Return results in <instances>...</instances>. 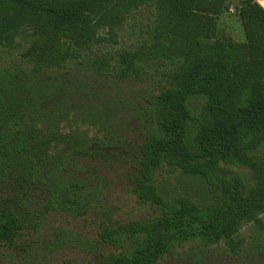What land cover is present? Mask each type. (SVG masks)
<instances>
[{
	"label": "trees",
	"instance_id": "obj_1",
	"mask_svg": "<svg viewBox=\"0 0 264 264\" xmlns=\"http://www.w3.org/2000/svg\"><path fill=\"white\" fill-rule=\"evenodd\" d=\"M225 1L0 0V185L10 186L0 202V249L24 259L35 248L75 247L105 264H157L185 245L195 261L219 243L238 255L243 226L264 231V7L243 0L244 41H233L216 24ZM125 26L138 39L119 47ZM70 60L154 87L139 113L131 188L154 211L129 220L99 213L94 240L59 228L42 242L51 214L87 212L85 185L69 178L77 157L115 146L103 110L74 100L80 81L50 79ZM162 172L197 192L168 191ZM31 187L41 193L38 208Z\"/></svg>",
	"mask_w": 264,
	"mask_h": 264
},
{
	"label": "rangeland",
	"instance_id": "obj_2",
	"mask_svg": "<svg viewBox=\"0 0 264 264\" xmlns=\"http://www.w3.org/2000/svg\"><path fill=\"white\" fill-rule=\"evenodd\" d=\"M243 0H226V11L217 17L216 24L221 34L233 41H244V32L239 20V8ZM261 4V2H259ZM142 13L132 20L134 23L142 19ZM138 39V34L122 28L118 34V46H130ZM109 47L104 44V47ZM102 47V45H101ZM53 77V78H52ZM66 86H73L76 81L85 87L82 92L75 94L74 100L83 106L101 108L102 123L115 138V146L104 149V155H82L77 157L75 165L70 168L69 178L81 180L87 191V212L80 217L72 218L64 213L51 214L41 223L39 236L42 242L45 236L51 237L59 228L76 239L94 240L100 223L99 213L111 218L123 220L142 219L149 217L154 208L139 202L132 193V179L134 168L138 160L139 146L142 141V122L139 113L144 106L146 96L153 91L150 81H115L112 77L101 75L86 68L80 61L70 60L64 64L56 76ZM84 128V127H83ZM97 128H94V130ZM90 132V131H89ZM103 132L98 131L101 136ZM237 171L236 168H232ZM167 190L172 193L182 192L181 188L191 185L184 190L186 194H195V184H188L179 179L177 174L162 172ZM8 184L0 185V202H4L9 192ZM29 203L32 208H38L41 193L36 187L29 190ZM240 235L244 237V244L240 254L229 255L223 243L211 245L201 261L191 257L192 245L175 248L157 264H264V231L255 226H243ZM104 254L112 250L102 248ZM196 250V248L194 249ZM0 264H105L103 258L91 261L90 256L75 247H66L48 254L41 248L31 250L22 259L21 255L9 249H0Z\"/></svg>",
	"mask_w": 264,
	"mask_h": 264
},
{
	"label": "bare ground",
	"instance_id": "obj_3",
	"mask_svg": "<svg viewBox=\"0 0 264 264\" xmlns=\"http://www.w3.org/2000/svg\"><path fill=\"white\" fill-rule=\"evenodd\" d=\"M261 5L264 7V0H263V1H261Z\"/></svg>",
	"mask_w": 264,
	"mask_h": 264
},
{
	"label": "water",
	"instance_id": "obj_4",
	"mask_svg": "<svg viewBox=\"0 0 264 264\" xmlns=\"http://www.w3.org/2000/svg\"><path fill=\"white\" fill-rule=\"evenodd\" d=\"M257 2L259 3V2H261L260 0H257ZM260 4V3H259ZM261 5V4H260ZM262 6V5H261ZM263 7V6H262Z\"/></svg>",
	"mask_w": 264,
	"mask_h": 264
}]
</instances>
